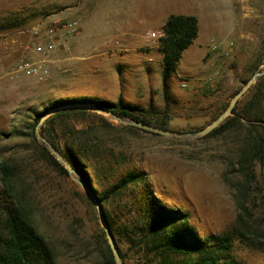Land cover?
Instances as JSON below:
<instances>
[{"label": "rangeland", "instance_id": "obj_1", "mask_svg": "<svg viewBox=\"0 0 264 264\" xmlns=\"http://www.w3.org/2000/svg\"><path fill=\"white\" fill-rule=\"evenodd\" d=\"M166 1L0 0V26L5 27L0 33V159L19 165L39 229L60 264H102L95 249L98 228L76 194L84 190L70 176L60 175L30 136L15 134L30 132L36 111L63 98L122 99L159 111L167 107L171 130L196 132L210 125L259 67L264 68V0H238L241 37L226 19L232 8H222L202 23L201 35L183 52L168 79L166 99L160 44L145 38L162 29L170 14L183 12L180 0L174 6ZM51 15L80 21L81 32L69 58L49 64L43 81L28 76L12 80L9 73L25 52L28 29ZM230 42L235 43L226 49ZM207 53L210 58L204 60ZM247 132L243 125L195 139L137 130L102 132L108 146L115 147L119 163L112 161L114 176L105 170L107 165L100 167V177L91 171L94 187L102 193L126 171L144 172L147 188L168 206L186 211L202 237L242 230L258 246L236 241V258L244 264H264V158L254 168L250 188L237 186L243 179L233 170ZM2 190L0 183V199ZM235 194L250 206L247 223L237 219L241 211ZM112 208L118 217L130 216L124 201H114ZM126 237L125 264H156L153 256Z\"/></svg>", "mask_w": 264, "mask_h": 264}, {"label": "trees", "instance_id": "obj_2", "mask_svg": "<svg viewBox=\"0 0 264 264\" xmlns=\"http://www.w3.org/2000/svg\"><path fill=\"white\" fill-rule=\"evenodd\" d=\"M4 28L0 26V33ZM162 29L166 37L161 40L159 51L166 64L163 91L167 99L168 79L177 69L183 52L197 38L199 22L195 15L172 14ZM72 104H95L118 116L171 130L168 127L170 115L167 107L164 111H159L153 107L130 104L122 99L117 102L92 97L57 99L43 110L35 112L30 132L19 131L15 134L30 136L32 142L62 176H69L68 171L39 143L35 128L50 109ZM225 109L216 113L215 118ZM78 122H85V125L78 128ZM237 125L245 126L248 132L239 149V158L233 170L243 179H239L237 186L247 189L250 188L247 184L255 177L256 164L264 158V75L237 102L233 115L228 116L204 138L221 134ZM115 130H137L160 136L136 126L115 124L107 116L88 108H69L55 112L41 125V133L98 195L123 263V246L128 235L131 243L155 258L156 264H244L236 258L234 244L241 241L258 246L256 240H252L242 230L202 237L190 224L186 211L168 206L147 188L144 172L128 170L102 193H98L91 171L100 177V167L107 165L105 170L111 171L114 176L116 170L112 161L119 163L115 147L108 146L107 140L102 137L105 135L101 136V133L110 134ZM0 183L3 187L0 199V264H60L54 249L39 229L32 196L22 186L20 167L9 158L0 159ZM239 193L242 191L239 190ZM76 194L85 201L93 214L98 228L95 249L99 252L102 264H116L94 204L84 191H77ZM234 198L241 211L238 221L247 223L252 216L250 206L238 194ZM114 201H124L130 216L118 217L112 208Z\"/></svg>", "mask_w": 264, "mask_h": 264}, {"label": "built area", "instance_id": "obj_3", "mask_svg": "<svg viewBox=\"0 0 264 264\" xmlns=\"http://www.w3.org/2000/svg\"><path fill=\"white\" fill-rule=\"evenodd\" d=\"M81 32L80 21L51 15L28 29L30 36L25 52L9 73L12 80L28 76L43 81L49 75V64L65 61L72 51L74 40ZM166 37L163 29L152 30L145 35L148 42H159ZM233 44L230 43V47ZM216 48V46L214 47ZM228 54V52H227Z\"/></svg>", "mask_w": 264, "mask_h": 264}, {"label": "water", "instance_id": "obj_4", "mask_svg": "<svg viewBox=\"0 0 264 264\" xmlns=\"http://www.w3.org/2000/svg\"><path fill=\"white\" fill-rule=\"evenodd\" d=\"M264 75V68L259 67V69L254 73L250 81L236 94L233 98L229 106L207 127L196 131V132H176L173 130H167L160 127H156L150 124L143 123L136 119L130 117H122L118 116L112 111H108L98 107L95 104H72V105H65L61 107H57L54 109H50L47 111L37 124L35 128V135L42 145H44L50 153L57 159V161L66 168L68 171L69 176L86 192L92 203L94 204L98 217L100 220V224L103 227L106 237L109 243V246L112 250L114 259L116 264H124L119 249L117 247L115 238L109 227V224L105 217L104 207L98 197V195L94 192L91 185L87 184V182L83 179V177L76 171V169L66 160V158L61 154L57 148L41 133V125L42 123L53 113L69 109V108H88L105 116H108L110 119L124 124V125H132L144 130L157 133L159 135L165 137H174V138H183V139H195L199 137L206 136L210 132H212L215 128L220 126L230 115H233V109L236 106L237 102L247 93V91L257 82V80Z\"/></svg>", "mask_w": 264, "mask_h": 264}, {"label": "crops", "instance_id": "obj_5", "mask_svg": "<svg viewBox=\"0 0 264 264\" xmlns=\"http://www.w3.org/2000/svg\"><path fill=\"white\" fill-rule=\"evenodd\" d=\"M180 1L181 2L178 3V8H181L183 10V12L182 13H172V14L195 15L198 18V22H199V32H198L197 38L201 35L202 23H205L207 19L214 16L216 12L220 13V10L222 8H232L233 9V13L231 14V16H229V17L226 16V19H229L232 21L233 32L236 33L239 38L241 37L240 34L242 32V30H241L242 24L239 21V17H238L237 10H236L238 0H180ZM175 2H176V0L175 1L174 0H167L166 1L167 4H170L172 6H174ZM172 14H170V15H172ZM165 22H164V24H165ZM230 43H232L234 45L235 42H230ZM230 43L228 44L226 49L230 48ZM208 58H210V53L203 55L204 60H206ZM215 59H217V58H215Z\"/></svg>", "mask_w": 264, "mask_h": 264}]
</instances>
